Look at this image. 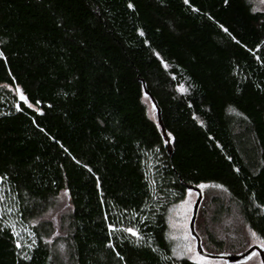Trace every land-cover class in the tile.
Returning <instances> with one entry per match:
<instances>
[{
  "label": "trees",
  "instance_id": "obj_1",
  "mask_svg": "<svg viewBox=\"0 0 264 264\" xmlns=\"http://www.w3.org/2000/svg\"><path fill=\"white\" fill-rule=\"evenodd\" d=\"M0 53V264H195L167 215L201 184L219 190L210 224L235 212L264 241L252 0H0ZM61 196L57 233L43 216ZM222 230L197 233L205 252L250 248Z\"/></svg>",
  "mask_w": 264,
  "mask_h": 264
},
{
  "label": "rangeland",
  "instance_id": "obj_2",
  "mask_svg": "<svg viewBox=\"0 0 264 264\" xmlns=\"http://www.w3.org/2000/svg\"><path fill=\"white\" fill-rule=\"evenodd\" d=\"M252 5L255 10L263 11L264 12V2L262 0H252ZM151 112V109H150ZM204 192V199L201 203L196 221H195V231L196 233H203L204 228L212 227L216 230L220 229L224 231L227 227L231 229L229 235H233V228L237 227L239 236L244 239L246 242L247 248L258 245L261 248L264 249V242L257 238L256 236L253 237L252 232L249 230L243 228V226L238 223V219L236 218L237 215H235V212L232 213L229 216H225L223 220H221L220 224L212 225L210 224L211 221V211L208 209V202L209 197L218 192L219 190L216 187H213L211 185H206V187L201 188ZM197 198V194L195 192L186 193L185 197L173 205L167 215V236L169 239V242L172 245V249L174 252V255L177 258L181 257H187L190 260L195 262V256L198 254L195 250V241L193 238H191L190 243L191 247L193 249V253H188L186 250L182 251L181 249L183 246L189 241H186L183 239L185 235L190 236L189 233V221L192 214V207ZM3 204V207L5 206V202H3V199H0ZM68 204L67 200L61 196L56 202L52 210L48 211L43 218L46 220H50L56 229L57 233L59 232V225L62 220L63 215L67 212ZM203 211H206V213H203ZM241 227H240V226ZM25 232V231H24ZM220 235L222 233H219ZM191 237V236H190ZM204 237V236H202ZM199 256V255H198ZM205 264H226L224 261L221 260H209L204 259ZM238 264H262L260 257L257 253H255L251 258L246 260L245 262L238 263Z\"/></svg>",
  "mask_w": 264,
  "mask_h": 264
},
{
  "label": "water",
  "instance_id": "obj_3",
  "mask_svg": "<svg viewBox=\"0 0 264 264\" xmlns=\"http://www.w3.org/2000/svg\"><path fill=\"white\" fill-rule=\"evenodd\" d=\"M144 93L146 95H149L148 91L145 88H144ZM151 101H152L153 106H156L152 98H151ZM156 111H157V117H158V122H159L160 113L158 109H156ZM167 144H169V141H167ZM187 190L189 192L193 191L197 194V198L192 207V214H191L188 228H189V233H190L191 238H193L195 241V250L199 256L203 257L204 259H209V260H221V261H224L226 264H238V263H242L248 260L251 257V255L256 251L260 257L261 263L264 264V249L258 245L251 246L247 251H245L242 254H210V253L205 252L201 246V238L195 231V221L197 218L199 206L203 200V191L200 188L194 187V186H190V187L188 186Z\"/></svg>",
  "mask_w": 264,
  "mask_h": 264
},
{
  "label": "snow or ice",
  "instance_id": "obj_4",
  "mask_svg": "<svg viewBox=\"0 0 264 264\" xmlns=\"http://www.w3.org/2000/svg\"><path fill=\"white\" fill-rule=\"evenodd\" d=\"M184 2L187 4V3H188V0H184ZM225 2L227 3V0H225ZM262 2H264V0H262ZM128 7L131 9V8H133L134 6H133V4L129 3V4H128ZM225 31H227V29H225ZM2 55H3V53H0V56H2ZM17 92L20 94V99H21L25 104H28V99H27V97H26V96H25V95H24L19 89H17ZM37 103H39V101H37ZM28 107H32V105H31V104H28ZM17 110L19 111L20 108H17ZM40 130H41V131H44V129H42V128H41ZM168 139H169V140L171 139V134L168 135ZM5 179H7V178H6V177H0V181L5 180ZM198 187H200V188H204V187H206V185L201 184V185H199ZM217 187H220V186L217 185ZM189 194H190V193H189ZM6 226H7V225H6ZM109 228H110V232L116 230V229H114V227H113L112 225H109ZM12 230H13V232L15 233V227H14V225L12 226ZM121 231H123V232H125V233H128V234L131 235V236H134V237L139 238V234H138V232H137L134 228H123V229H121ZM252 235H253V237H255V236H256V233L253 232ZM183 239L186 240V241H189V243L185 244L181 250H182V251L186 250L188 253H193V249H192V247H191V243H190L191 237L188 236V235H185V236L183 237ZM262 242H264V241H262ZM33 243H35V241H33ZM110 246H111V245H109V247H110ZM16 247H17V248H21V247H22V244H21L19 241H17V242H16ZM24 258H25V259H28L27 256H25ZM195 264H205L204 258L201 257V256H198V255L195 256Z\"/></svg>",
  "mask_w": 264,
  "mask_h": 264
},
{
  "label": "flooded vegetation",
  "instance_id": "obj_5",
  "mask_svg": "<svg viewBox=\"0 0 264 264\" xmlns=\"http://www.w3.org/2000/svg\"><path fill=\"white\" fill-rule=\"evenodd\" d=\"M255 253H257L256 251L251 255V256H253ZM258 254V253H257ZM251 258V257H250Z\"/></svg>",
  "mask_w": 264,
  "mask_h": 264
}]
</instances>
